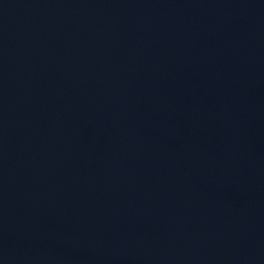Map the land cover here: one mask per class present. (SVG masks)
<instances>
[{"label": "water", "instance_id": "1", "mask_svg": "<svg viewBox=\"0 0 264 264\" xmlns=\"http://www.w3.org/2000/svg\"><path fill=\"white\" fill-rule=\"evenodd\" d=\"M0 264H264V0H0Z\"/></svg>", "mask_w": 264, "mask_h": 264}]
</instances>
